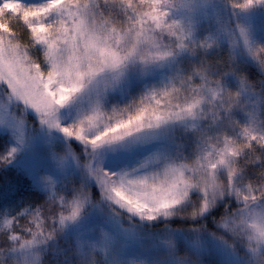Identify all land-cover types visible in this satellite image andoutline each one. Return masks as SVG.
Listing matches in <instances>:
<instances>
[{
    "label": "snow or ice",
    "instance_id": "1",
    "mask_svg": "<svg viewBox=\"0 0 264 264\" xmlns=\"http://www.w3.org/2000/svg\"><path fill=\"white\" fill-rule=\"evenodd\" d=\"M0 264H264V0H0Z\"/></svg>",
    "mask_w": 264,
    "mask_h": 264
},
{
    "label": "rangeland",
    "instance_id": "2",
    "mask_svg": "<svg viewBox=\"0 0 264 264\" xmlns=\"http://www.w3.org/2000/svg\"><path fill=\"white\" fill-rule=\"evenodd\" d=\"M28 119H29V123H31V122H32V118H31V117H29Z\"/></svg>",
    "mask_w": 264,
    "mask_h": 264
},
{
    "label": "trees",
    "instance_id": "3",
    "mask_svg": "<svg viewBox=\"0 0 264 264\" xmlns=\"http://www.w3.org/2000/svg\"><path fill=\"white\" fill-rule=\"evenodd\" d=\"M176 225H173V227H175Z\"/></svg>",
    "mask_w": 264,
    "mask_h": 264
}]
</instances>
